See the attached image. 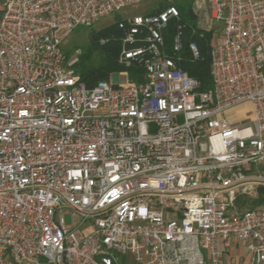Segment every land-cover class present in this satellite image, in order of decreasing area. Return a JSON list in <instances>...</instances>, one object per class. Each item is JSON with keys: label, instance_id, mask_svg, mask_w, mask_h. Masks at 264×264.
<instances>
[{"label": "built area", "instance_id": "obj_1", "mask_svg": "<svg viewBox=\"0 0 264 264\" xmlns=\"http://www.w3.org/2000/svg\"><path fill=\"white\" fill-rule=\"evenodd\" d=\"M139 2L0 0V264H223L234 239L264 264V204H236L264 186V0H206L208 89L181 26L165 48L174 5L118 21L141 81L87 87L63 37Z\"/></svg>", "mask_w": 264, "mask_h": 264}, {"label": "trees", "instance_id": "obj_2", "mask_svg": "<svg viewBox=\"0 0 264 264\" xmlns=\"http://www.w3.org/2000/svg\"><path fill=\"white\" fill-rule=\"evenodd\" d=\"M174 6L178 10L179 18H171L162 32L165 48L170 50L173 36L178 26H181L183 49L179 66L199 81L200 90L208 89L211 87L210 48L213 31L198 27L197 16L191 3L177 0ZM165 7L167 6L161 4L158 9L148 14L156 13ZM118 21L119 19L99 29L91 28L88 33V43L74 64V71L87 87H92L100 79H108L113 72L124 71L131 81L142 80V68L139 65L134 62L127 65L119 61L123 30L118 27ZM190 40H194L198 45L200 51L198 59L190 58L187 50V43ZM65 53L67 56L70 54L69 51ZM259 204H264V186H258L257 194L250 203L252 206Z\"/></svg>", "mask_w": 264, "mask_h": 264}, {"label": "rangeland", "instance_id": "obj_3", "mask_svg": "<svg viewBox=\"0 0 264 264\" xmlns=\"http://www.w3.org/2000/svg\"><path fill=\"white\" fill-rule=\"evenodd\" d=\"M177 0H140L138 4L128 6L122 10H119L115 13H112L108 16L102 17L98 19L91 27L86 26H80L77 27V30H72L70 33H68L66 36L62 39V48L64 51H69V55L67 57L71 58L75 55H78L83 51L86 44L88 43V33L91 28L93 29H99L101 27H104L112 22H115L117 19L121 20L122 18L126 16H132L137 14H148L154 11L155 9H158L161 4L164 6H170L174 5V2ZM186 3H191L195 0H183ZM180 2V1H179ZM166 8V7H165ZM196 15H197V24L198 27H207L209 29H212V40L211 44L214 43L216 39V34L220 32L222 28V23L213 21L209 14V10L202 1L200 2V6L196 9ZM102 42V41H101ZM73 69L74 66H73ZM111 82L114 84H126L129 82L130 77L125 72H113L110 76ZM252 108L249 106L248 108H245L244 110H240L235 113L233 117L235 122H244L248 119H252ZM257 192L254 193L253 196L243 194L241 196H238L236 200V204L239 206L241 204H247L250 205L252 199L256 196ZM65 223L66 224H72L73 221L77 220V216H73L71 214V211L68 210L67 213L64 214ZM81 233H87L90 231V222L84 221L82 225L79 227ZM127 259V260H126ZM128 260L131 261V257H129V254H126L122 264H125V262L128 263Z\"/></svg>", "mask_w": 264, "mask_h": 264}, {"label": "crops", "instance_id": "obj_4", "mask_svg": "<svg viewBox=\"0 0 264 264\" xmlns=\"http://www.w3.org/2000/svg\"><path fill=\"white\" fill-rule=\"evenodd\" d=\"M206 4L208 10L209 7L207 5L206 0H195L192 4V8L195 14H197L196 9L200 6V2ZM197 16V15H196ZM210 16V14H209ZM202 29L208 30L207 27L199 26ZM250 105L242 106V108H238L232 111V116L235 115L236 112L243 110V108H248ZM221 259L223 264H249V254L247 251V244L245 241L234 239L231 244L227 247L226 251L222 252Z\"/></svg>", "mask_w": 264, "mask_h": 264}]
</instances>
